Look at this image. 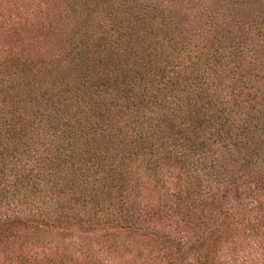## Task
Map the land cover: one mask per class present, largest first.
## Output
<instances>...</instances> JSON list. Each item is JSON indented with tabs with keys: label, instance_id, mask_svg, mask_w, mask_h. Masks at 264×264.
<instances>
[{
	"label": "trees",
	"instance_id": "trees-1",
	"mask_svg": "<svg viewBox=\"0 0 264 264\" xmlns=\"http://www.w3.org/2000/svg\"><path fill=\"white\" fill-rule=\"evenodd\" d=\"M75 229L264 264V0H0V264Z\"/></svg>",
	"mask_w": 264,
	"mask_h": 264
},
{
	"label": "rangeland",
	"instance_id": "rangeland-1",
	"mask_svg": "<svg viewBox=\"0 0 264 264\" xmlns=\"http://www.w3.org/2000/svg\"><path fill=\"white\" fill-rule=\"evenodd\" d=\"M114 233V234H113ZM44 237L45 243H47V245L41 247L39 249V251L41 252H45V253H51V252H56L58 250H62L61 247V243L65 242V243H73L77 246V248L80 250L77 255L81 256V252H89L91 253L90 255L95 256V257H99L100 259H102L100 257V254L103 256V254H108V252L110 251L111 247V242L115 237H118L117 239H121L124 244L123 246H127L128 242L130 244V248L133 249L132 252L129 251V247L128 250L126 251L127 253H125L123 256L119 255L120 257H116L115 256V260L113 262L115 263H107L106 259L107 257L105 256L103 258V263L104 264H141L142 260L139 258L138 254V248H139V241L143 240L142 237L137 236V235H131L129 232L127 231H119V230H115L113 232H110L108 234L106 233H102V232H84V231H80V230H62L59 232H48L45 231L42 234V237ZM114 237V238H113ZM60 242V243H59ZM49 244H51L49 246ZM121 246V250L124 251V247ZM80 258V257H78ZM110 260H112V258H110ZM139 260V261H137ZM111 262V261H110Z\"/></svg>",
	"mask_w": 264,
	"mask_h": 264
}]
</instances>
